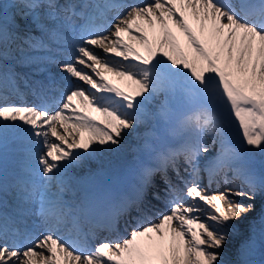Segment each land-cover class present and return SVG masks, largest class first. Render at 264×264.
Instances as JSON below:
<instances>
[{
	"label": "snow or ice",
	"instance_id": "snow-or-ice-1",
	"mask_svg": "<svg viewBox=\"0 0 264 264\" xmlns=\"http://www.w3.org/2000/svg\"><path fill=\"white\" fill-rule=\"evenodd\" d=\"M13 8L8 22L0 7V158L20 143L35 167L18 190L0 168V264H228L220 250L232 222L255 211L259 200L264 224V0H14ZM19 21L39 35L21 37ZM16 40L41 54L20 57L37 73L55 64L65 74L25 83L38 104L8 102L10 92L20 95L18 77L4 63ZM73 78L80 83L61 88ZM56 91L60 99L51 96ZM130 134L140 136L135 148L148 162L131 193L110 196L85 233L80 212L92 209L74 213L66 205L64 178L118 151ZM171 136L181 138L178 146L167 142ZM180 157L191 177L184 189L170 175L183 179ZM202 173L209 185L224 174L227 186L210 191ZM160 185L167 211H155L153 220L147 213L160 200ZM10 188L19 221L2 211ZM29 202H38L35 214L46 225L40 236L17 226ZM122 218L131 227L126 237L96 236L116 233ZM252 248L250 241L240 255Z\"/></svg>",
	"mask_w": 264,
	"mask_h": 264
},
{
	"label": "bare ground",
	"instance_id": "bare-ground-1",
	"mask_svg": "<svg viewBox=\"0 0 264 264\" xmlns=\"http://www.w3.org/2000/svg\"><path fill=\"white\" fill-rule=\"evenodd\" d=\"M7 1H11V0H0V7H2V9L5 7V4H7ZM10 7H11V6H10ZM16 11H17V9L14 10L13 14H14ZM19 23L24 24L25 22H24V21H19ZM28 28H30V27H27V28L25 29V27H24L23 25H21V29H20L19 35H20L21 37H23V36L27 35L28 33H30V30H28ZM31 29H32V27H31ZM18 45H22L20 40H16L15 42L10 43V44H9V48H11V47H13V48L9 49V51H15V50H17ZM19 146H20V143L14 145V146H10L9 149H11V150H15V148H17V147H19ZM120 151H123V150L120 149ZM225 179H226V177L223 175L222 180H221V183H222V184H225V182H224ZM228 179H231V173H229V177H228ZM225 185H226V184H225ZM232 199H237V198H236V197H232ZM257 209H259V200L257 201V208H256V210L253 211V212H254V213L257 212ZM253 212H250V213H248V214H251V213H253ZM246 217H247V215L242 216V220H244ZM239 232L241 233L242 230H240ZM225 244H227V242H226Z\"/></svg>",
	"mask_w": 264,
	"mask_h": 264
},
{
	"label": "rangeland",
	"instance_id": "rangeland-1",
	"mask_svg": "<svg viewBox=\"0 0 264 264\" xmlns=\"http://www.w3.org/2000/svg\"><path fill=\"white\" fill-rule=\"evenodd\" d=\"M233 124H234V127H233V136L236 139V141L239 142V139H240V137H239V129H238V127H235V122L234 121H233ZM128 148H129V145H126L125 144V149H128ZM106 153L107 152L105 151V152L102 153V155L104 156ZM257 159H259V156H257ZM259 210L260 209H257L258 212L257 213L255 212L257 215L259 214ZM255 213L253 212L249 216H253ZM258 216H260V215H258ZM262 231H263L262 233H264V226H262ZM224 246L226 247V245H224ZM227 259H228L227 256H224L223 257V260L224 261H226Z\"/></svg>",
	"mask_w": 264,
	"mask_h": 264
}]
</instances>
